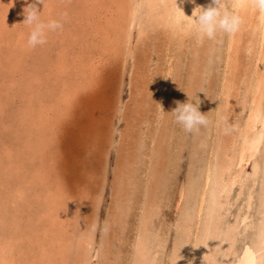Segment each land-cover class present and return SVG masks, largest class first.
<instances>
[{
  "label": "rangeland",
  "instance_id": "obj_1",
  "mask_svg": "<svg viewBox=\"0 0 264 264\" xmlns=\"http://www.w3.org/2000/svg\"><path fill=\"white\" fill-rule=\"evenodd\" d=\"M149 1L37 2L41 18L63 28L30 48L24 8L35 0H0V264H264V100L249 132L262 135L256 153L238 165L236 139L224 175L235 181L214 211L207 192L197 217L198 189L217 148L226 34L204 52L205 39L188 29L179 51L175 40L166 50L155 13L165 3ZM209 2L195 0L194 8ZM142 70L147 87L135 91L132 79ZM159 92L169 112L163 119ZM195 93L209 121L198 134L170 113ZM161 127L158 158L152 138ZM154 159L163 161L157 171Z\"/></svg>",
  "mask_w": 264,
  "mask_h": 264
},
{
  "label": "bare ground",
  "instance_id": "obj_2",
  "mask_svg": "<svg viewBox=\"0 0 264 264\" xmlns=\"http://www.w3.org/2000/svg\"><path fill=\"white\" fill-rule=\"evenodd\" d=\"M153 1H155V0H150L149 2H153ZM162 1L165 3V8H166L165 12L159 13L158 10H156V12H155L156 14L161 16L159 24L162 27L161 28L162 31L166 32V37L168 39V43L163 40L162 46L164 49H166L167 47L165 48V46H168L169 43H172L175 40L177 42V44H176L177 48L176 49L179 51L180 48H182L184 46L185 42H187L185 38L188 35L189 27L187 24L178 25L177 21L181 18L182 12L186 16H192V12H193V9L195 6L194 5L195 2L194 3L190 2V0H176L177 7L180 8V9H178L175 6V0H162ZM231 2H232V0H231ZM204 4L206 5V3H204ZM198 5H199V3H198ZM243 15H244L245 22L241 26L240 31H238L237 33H235L234 35H231V36L226 34V37H225V47H224L225 49L223 48L224 52H225L224 58H223L224 59V64H223L224 70H223V73H221L222 79L220 80V89L218 92V95L220 96V98H219L220 100L217 104V108H215L216 109V115H215L216 127L215 128H216V132L218 135V137H217L218 139L216 138L217 139V148L214 150L211 149V153L209 154V157H208L209 159L207 160L208 162H206L207 168L205 170V174L203 175V180L201 182L200 188L198 189L199 194H198V202L196 205L197 217L200 216V213H202L201 212L202 209H204L203 206L205 204V200L209 201V198L206 199V196L207 197L210 196V200H211V201H209L210 206H209L208 210L214 211L213 208H216V206L218 205V199H219L218 197L220 196V194L222 192H224L225 190H227V188L230 187L234 183L236 176L234 179L228 178L229 180L225 179V176H224L225 171L228 169V167H230L229 162L233 158L230 155H232V154L235 155L236 163L239 165L240 163H242V161L244 160V158L247 154L253 155L254 153H256L258 146H259L261 136H262L259 133V135L257 134V135H253L252 137H249V132L252 129L253 124L259 119V115L261 113L260 106L264 100V68L263 69L261 68V66H262L261 64L264 60V18H262L259 14L243 13ZM188 19H190V17H188ZM163 33L161 32V35H164ZM162 38L164 39L165 36ZM167 39H166V41H167ZM212 41L213 40L205 39L204 45H203L204 52L205 51L208 52L211 49L210 47L212 45ZM160 48H161V46H160ZM169 52H171V51H169ZM172 52H173V50H172ZM175 54H174V56H175ZM140 56L145 57L144 54H142ZM166 56L168 57V61L170 62V60L172 59L171 58L172 55L169 54ZM202 57H203V55H202ZM139 58L140 57L138 56L137 60ZM140 59H142V58H140ZM201 59H203V58H201ZM137 60H136V63H139V60L138 61ZM142 61L143 60H141V62ZM165 61L166 60H164L163 63H165ZM160 62H162V61H160ZM136 63H135V65H136ZM169 68H167V69H169ZM167 69H165V72ZM169 71H171V68L169 69ZM135 74L136 75L134 76V78L132 76V78H133L132 81H135V83H136V85H135L136 90L135 91L143 90L145 87H147V85H146L147 80L145 79L146 73L142 70L140 72L136 71ZM256 74H258V75H256ZM84 82H86V81H84ZM242 84H244V86H245L244 87L245 88L244 89L245 95L242 97V100H241L242 102L240 103L237 101L238 100L237 95L239 94V91L242 88V86H241ZM194 86H195V84H194ZM163 87H164V84H163ZM161 88L162 87L160 86V89ZM159 94H160V97L162 96V99L158 101L157 106L158 107L161 106L163 109L164 95L162 94V92H159ZM247 102H249V107L247 108L248 112H247L246 120L244 121V123H242L240 125L238 124V126L236 128L235 127L236 125L234 126L235 119H236V117H238L242 113L243 108ZM121 115H124V114H121ZM159 115H160V113H159ZM241 117H243V116H241ZM88 118H89V116H88ZM224 118H227V119L225 120ZM123 120H124V118H123ZM103 121H105V119H103ZM125 121H127V120H125ZM129 121H131V120H129ZM129 121H127V122H129ZM130 123L131 122H129V124ZM100 125H102V124H100ZM123 126H124V124H123ZM233 126L236 128V133L232 132ZM92 129H90V130H92ZM120 129H121V127H120ZM90 130L88 132H90ZM96 130H97V128H96ZM158 131H159L158 133L156 132L157 138L156 139L152 138V142L156 141V144H155L156 146L153 149L156 153L160 151V153H157V154H158V158H161L164 154V152L163 153H161V152L164 150L163 144H165V142H164L165 131H164L163 127H161L160 130H158ZM72 132H74V131H72ZM92 132H93V130H92ZM94 133H96V132H93V134ZM74 134H75V132H74ZM99 135H100V133H99ZM86 136H88V134ZM238 137L240 138L239 142H240V140L242 141L241 142L242 143L241 144L242 145L241 150H240V148H237V151L233 152L231 150L233 147L235 148V146H237L236 139ZM98 138H100V136ZM101 141H102V137H101ZM136 142H137V140H136ZM101 148H102V146H101ZM213 148H215V147H213ZM238 150H239V152H238ZM155 152H153V156L156 159L157 156H156ZM230 153H232V154H230ZM155 159H154L155 166H153V168L157 171V169H158L157 167L162 166L163 164L161 165V163L163 161H162V159H160L158 161H156L157 159L156 160ZM231 172H234V171H231ZM228 176H229V174H228ZM150 178H151V176H150ZM209 186H211L210 187L211 191H207ZM152 188H154V185ZM148 190H150V188ZM207 192L210 193V194H208L209 196L206 195ZM150 193H152V192H150ZM218 207H219V205H218ZM215 212H217V211H215ZM208 215H210V214H208ZM210 218H212V217H210ZM147 220L148 219H146V221ZM209 223H210V221H209ZM206 227H207L206 231H208V233H209L211 231L210 230L211 224H207ZM84 237H86V236H84ZM142 240H144V239H141V238L138 239V244H137V251L138 252H140L141 249L143 248L144 244L142 245V242H143ZM201 251H202V249H201ZM139 257H140V255H139Z\"/></svg>",
  "mask_w": 264,
  "mask_h": 264
},
{
  "label": "clouds",
  "instance_id": "obj_3",
  "mask_svg": "<svg viewBox=\"0 0 264 264\" xmlns=\"http://www.w3.org/2000/svg\"><path fill=\"white\" fill-rule=\"evenodd\" d=\"M37 2L43 4L44 0H35V2L24 8L23 23L29 26L30 29L27 38V45L30 48L46 44L48 32L63 28L61 20L50 18L44 21L40 15L41 11L37 10ZM190 2L194 3L195 0H190ZM175 6L177 7L176 0ZM243 13L259 14L264 18V0H232L230 6L226 5L224 0H211L207 7L197 5L193 9L192 16H186L182 12L177 24H187L189 29L194 31L201 41L204 39L215 40L218 34L231 36L240 31L245 22ZM66 16L65 13L62 19H66ZM197 93H195V98L188 96L186 102L176 101L175 108L170 111L174 122L186 133L198 134L200 128L207 127L209 123L205 113L199 110L201 101L197 98ZM159 113V118L163 119L164 114L169 112H165L160 106ZM173 264H177V260Z\"/></svg>",
  "mask_w": 264,
  "mask_h": 264
}]
</instances>
